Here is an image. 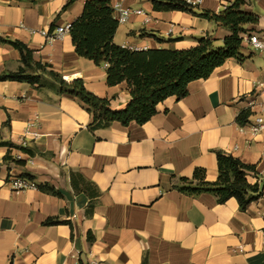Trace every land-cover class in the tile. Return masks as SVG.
<instances>
[{"label":"crops","instance_id":"0c3cea01","mask_svg":"<svg viewBox=\"0 0 264 264\" xmlns=\"http://www.w3.org/2000/svg\"><path fill=\"white\" fill-rule=\"evenodd\" d=\"M68 1L0 0V38L23 43L35 63L64 81H83L113 110H123L130 101L126 84L109 87L105 67L79 57L69 33L48 43L36 32L71 24L89 0H74L65 9ZM109 1L152 19L145 24L131 16L114 36L117 46L182 51L207 37L222 46L231 35L189 13L155 10L151 0ZM245 2L244 10L259 21L242 35V58L192 82L185 98L159 104L141 126L112 123L91 131L92 118L81 103L59 93L57 82L34 67L27 73L40 77L39 84L0 82V141L13 145L0 146V264H264V132H240L257 111L248 103L264 101L255 89L264 81V55L247 41L252 34L264 38V0ZM233 3L203 0L197 9L220 14ZM22 67L18 51L0 42V75ZM35 115L40 138L18 163L19 140ZM217 152L255 167L247 180L262 195L245 211L235 199L220 204L210 193L180 190L195 185L197 174L217 181ZM26 176L58 195L12 192L8 182ZM48 219L61 223L46 226Z\"/></svg>","mask_w":264,"mask_h":264},{"label":"trees","instance_id":"16d2710c","mask_svg":"<svg viewBox=\"0 0 264 264\" xmlns=\"http://www.w3.org/2000/svg\"><path fill=\"white\" fill-rule=\"evenodd\" d=\"M21 1V0H14ZM74 0H69L65 9ZM155 10L180 11L207 19L228 29L231 35L226 37L222 46H216L212 38L200 39L198 45L189 50L172 51L168 49H148L131 51L114 44L113 39L119 28L109 0H89L84 4L79 18L71 23L69 34L75 53L96 65H106V83L109 87L126 84L130 101L123 110H113L108 99H102L89 92L83 81H64L48 66L35 63L33 51L19 41L0 38L1 43L9 44L18 51L23 67L16 73L0 75V82H19L35 85L40 77L27 73L34 67L57 82L59 93L77 99L83 109L92 118L89 129L95 131L106 128L112 123L127 127L131 123L144 125L157 114V106L169 98L181 100L188 95L192 82L207 80L215 69L227 60L242 58L241 49L243 34L247 26L257 25L259 18L244 10L245 0H234V3L220 14L198 11L183 0H151ZM249 112H243L238 122L247 121ZM0 146L13 147L10 143L0 141ZM27 152V150H25ZM218 179L215 183L204 181L203 174L195 175L197 183L180 190L189 195L210 193L223 204L230 199L237 200L239 207L245 211L262 193L258 184H249L247 177L255 173V167L243 164L239 159L223 152H217ZM9 156L5 158L8 160ZM22 163V161H18ZM28 178V176H26ZM29 179V178H28ZM53 195L58 193L48 187H38ZM61 222L48 219L46 226Z\"/></svg>","mask_w":264,"mask_h":264},{"label":"built area","instance_id":"2783aa9c","mask_svg":"<svg viewBox=\"0 0 264 264\" xmlns=\"http://www.w3.org/2000/svg\"><path fill=\"white\" fill-rule=\"evenodd\" d=\"M203 0H188L186 1L188 5L192 7H198L201 5ZM112 9L114 12V17L117 20L119 26L125 25L128 23L129 19L131 16L136 15L140 16L143 18L145 24H149L152 19L151 17L143 10H131L129 8H126L122 3H116L112 5ZM71 28V24H67L62 27H57L54 31H46V30H41V31H36L38 32L41 36H43L48 43H52L54 41H61L65 38V36L69 33ZM249 46L261 54L264 55V38H261L257 34H252L248 36L247 38ZM122 48L129 49L131 51H140L139 49L135 47H129V46H122ZM106 69V65H104ZM255 89L257 92L264 93V81L261 83H257L255 85ZM248 106L250 110H255V116L253 123L248 124L240 129L241 133H244L248 131L250 134L253 136H257L261 133L264 132V101H250L248 103ZM40 130H41V125H40V120L39 116L35 115L31 120H29L26 123L24 132L22 137L19 140L18 146L20 150L17 152L15 156V161H23L24 160V150L29 148V145L31 143L36 142L40 138ZM31 162V161H29ZM8 185L11 189L12 192H23L27 190H38V186L30 179L25 178V177H16L12 178L9 182ZM239 252L243 251L242 247H239L237 249ZM74 258H78V253L74 254ZM79 264V263H77ZM91 264H99L96 261H93Z\"/></svg>","mask_w":264,"mask_h":264}]
</instances>
